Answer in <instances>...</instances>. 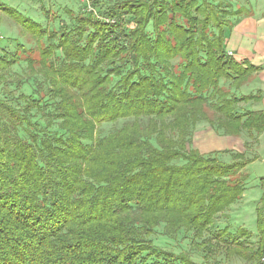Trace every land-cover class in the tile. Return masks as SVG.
<instances>
[{
  "label": "trees",
  "instance_id": "trees-1",
  "mask_svg": "<svg viewBox=\"0 0 264 264\" xmlns=\"http://www.w3.org/2000/svg\"><path fill=\"white\" fill-rule=\"evenodd\" d=\"M213 1H93L49 30L0 6L32 46L0 55V264H258L264 206L255 251L218 227L251 160L194 147L205 124L264 132V110L241 107L262 93L236 95L261 69L226 51L242 11ZM159 228L189 235L200 260L154 245Z\"/></svg>",
  "mask_w": 264,
  "mask_h": 264
},
{
  "label": "rangeland",
  "instance_id": "rangeland-1",
  "mask_svg": "<svg viewBox=\"0 0 264 264\" xmlns=\"http://www.w3.org/2000/svg\"><path fill=\"white\" fill-rule=\"evenodd\" d=\"M40 1L41 0H39L37 4L34 0H0V6L4 9L15 10L21 17L30 19L32 22L46 27L48 30L58 28L60 20L67 21L66 14L63 11L64 7L75 12H78L82 8H86V4L81 0H49L47 3L41 1L42 4ZM93 1L100 2L104 6L113 2V0H90V2ZM210 2L214 1L210 0ZM40 5L42 6L41 9ZM20 30L21 29L12 19L0 12V55L3 52L13 54L19 46H23L25 49L32 47L21 37ZM31 54L34 58H37L34 49ZM255 75L251 78V82L254 80ZM24 91L29 93L27 87L24 88ZM254 91L258 92V90ZM254 91L251 87L246 85L241 91L236 93V95L239 96L241 93L243 95L255 94ZM253 106L255 107V104L241 105L245 111L252 110ZM108 129L109 126H105L104 132L106 133ZM208 133H212L208 125L205 124L201 126L195 133V144L205 145L208 142V138L206 137ZM219 138L220 139L217 137L220 146L218 151L227 150L234 153H243L251 162L243 170V173L248 175L249 187L243 196L241 204L235 206V209L229 210L227 213L229 218L221 220L218 227L220 228L223 224H227L232 232L237 229L245 228L249 233H252L248 238V243L252 246V251H255L259 239L256 225V209L263 208L264 206L262 202V198L264 199L263 190L260 182L264 180V132L257 141L247 137L245 134L240 138ZM215 157L220 161H229L228 154L221 153L220 156L216 155ZM151 240L154 245H157L163 250H171L175 252V254L179 251L188 252L193 259L200 260L201 252L192 251L190 249L191 237L187 234L181 235L178 239L176 238L171 241L163 236L161 228H159ZM214 262L216 264H256L255 262L251 263L237 257L224 259L221 256L215 258Z\"/></svg>",
  "mask_w": 264,
  "mask_h": 264
},
{
  "label": "crops",
  "instance_id": "crops-1",
  "mask_svg": "<svg viewBox=\"0 0 264 264\" xmlns=\"http://www.w3.org/2000/svg\"><path fill=\"white\" fill-rule=\"evenodd\" d=\"M229 1L233 6L234 12L237 9L242 11V17L238 23L234 25L228 35L226 40V51L227 53H232L235 60L247 61L250 65L261 69L255 75L254 80L247 86L251 87L253 91H260L263 95L262 101L255 104L252 110H264V0ZM34 2L38 4L39 0H34ZM41 7L40 5V9ZM206 137L208 138V142L205 145L195 144L196 141L194 137V147L201 153H209L218 150L220 146L219 140L217 141V136L212 132L208 133ZM218 139L220 138L218 137ZM244 194L241 200L232 205L229 210L235 209V206L241 204ZM225 226L231 231L229 225L223 224L222 227ZM241 229L248 232L245 228ZM249 234L251 235L252 233Z\"/></svg>",
  "mask_w": 264,
  "mask_h": 264
},
{
  "label": "built area",
  "instance_id": "built-area-1",
  "mask_svg": "<svg viewBox=\"0 0 264 264\" xmlns=\"http://www.w3.org/2000/svg\"><path fill=\"white\" fill-rule=\"evenodd\" d=\"M41 1L44 2V3H47L49 0H41ZM81 1H83V3L86 4V8H87L88 12H93V9L91 8V5H90V0H81ZM227 54H228V56L233 57L232 53L229 52ZM260 264H264V254L261 257V263Z\"/></svg>",
  "mask_w": 264,
  "mask_h": 264
},
{
  "label": "bare ground",
  "instance_id": "bare-ground-1",
  "mask_svg": "<svg viewBox=\"0 0 264 264\" xmlns=\"http://www.w3.org/2000/svg\"><path fill=\"white\" fill-rule=\"evenodd\" d=\"M263 254H264V251H263V253H262L261 257L263 256ZM261 257H260V259H259V262H258V264H260V263H261Z\"/></svg>",
  "mask_w": 264,
  "mask_h": 264
}]
</instances>
